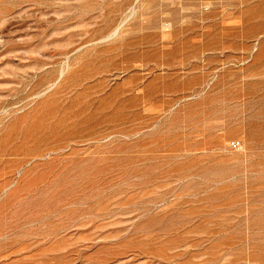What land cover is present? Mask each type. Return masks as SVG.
<instances>
[{
	"label": "rangeland",
	"instance_id": "1",
	"mask_svg": "<svg viewBox=\"0 0 264 264\" xmlns=\"http://www.w3.org/2000/svg\"><path fill=\"white\" fill-rule=\"evenodd\" d=\"M0 264H264V0H0Z\"/></svg>",
	"mask_w": 264,
	"mask_h": 264
},
{
	"label": "built area",
	"instance_id": "2",
	"mask_svg": "<svg viewBox=\"0 0 264 264\" xmlns=\"http://www.w3.org/2000/svg\"><path fill=\"white\" fill-rule=\"evenodd\" d=\"M238 143L237 142H231L230 145L233 147V146H236Z\"/></svg>",
	"mask_w": 264,
	"mask_h": 264
}]
</instances>
